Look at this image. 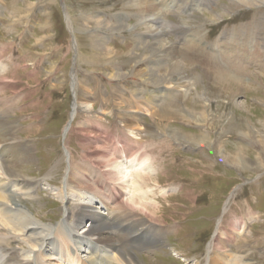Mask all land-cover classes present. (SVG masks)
Wrapping results in <instances>:
<instances>
[{"label": "rangeland", "instance_id": "rangeland-1", "mask_svg": "<svg viewBox=\"0 0 264 264\" xmlns=\"http://www.w3.org/2000/svg\"><path fill=\"white\" fill-rule=\"evenodd\" d=\"M147 4L160 11L164 39L182 68L167 52L160 54L169 59L161 73L180 71L172 75L186 85L178 94L162 82L146 86L134 72L150 55L136 45L138 36L164 44L147 33V12L141 10ZM0 8V100L12 103L7 117L35 151L37 164L28 173L40 190L25 200L32 213L47 224L64 219L56 192L69 163L85 174L98 155L114 152L103 143L100 126L107 132L108 124L107 135L120 138L122 125L124 130L133 121L130 102L141 88L143 99L159 107L157 116L137 118L145 126L149 174L131 170V184L140 188L136 202L159 210L154 217L163 225L156 226L167 230L154 254L135 251L141 261L206 264L219 228L217 246L234 240L228 248L235 256L264 264V0H0ZM117 16L130 27L106 28L118 23ZM171 130L191 141L210 140L201 147L181 144L167 135ZM133 194L131 188L124 200Z\"/></svg>", "mask_w": 264, "mask_h": 264}, {"label": "bare ground", "instance_id": "bare-ground-1", "mask_svg": "<svg viewBox=\"0 0 264 264\" xmlns=\"http://www.w3.org/2000/svg\"><path fill=\"white\" fill-rule=\"evenodd\" d=\"M139 1L141 0H137ZM149 9L155 10V13L148 15ZM141 10L147 12V33L164 44L160 47L155 43L144 41L145 37L138 36L134 40L136 45H141L140 49L144 47L150 55L143 61L142 67H139V70L135 68L134 72L146 79V86L155 87L158 82H162L165 89L178 94L179 89L186 85L181 80H174L172 75L180 71H177L175 67L169 68L166 74L160 71L165 60H169L160 55L166 52L182 69L176 56L173 57L171 54L174 47L164 39L162 15L153 4H147L146 9L141 7ZM121 17L123 18V16L116 17L118 22L116 24L106 23L104 20L105 27L108 29L112 27L111 30L114 31L129 28L130 26L127 23L124 24ZM101 21L99 18V24L103 23ZM99 42L101 46L108 48L104 38H101ZM73 78L75 84L76 78L74 76ZM3 85L0 82V86ZM2 89L0 88V93ZM138 89L133 95L136 100L132 104L130 102L134 112L130 114L133 121L125 123L124 130V124L122 125L120 138L115 140L107 135L110 129L108 124L107 132H104L103 125L100 126V131L96 130L103 134V143L107 145V148H115L114 152L107 149V152L97 154L99 162L94 163L93 167L91 165L83 168L85 174L74 172L69 163L64 185L56 192L58 199H61L64 205L62 214L64 219L58 224H47L32 213L25 204V200H29L40 190L39 182H35L36 178L34 179L29 175L30 172L28 173V167L36 166L37 159L34 148L23 143L25 140L18 134L19 126L7 117L12 103H4L7 99L0 100L4 103L0 106V264H144L141 256L135 251H147L149 254L156 252L155 246L158 241L165 240L167 230L163 226H156L163 225L154 217L160 213L159 210L147 208L142 201L136 202L134 195L140 192V188L138 185L133 187L131 184V170H143L147 173L149 171L145 169L149 160L145 158L146 150L142 148L141 137L145 126L137 118L145 113L149 116H157L156 109L159 103L156 100L149 102L147 98L143 99L141 90L145 89ZM154 94V92L151 93L153 99ZM76 106L74 114L78 111ZM87 106H91L90 101ZM194 121L199 122L196 118ZM124 131L128 133L130 140ZM167 135L175 142L199 147L208 144L210 140L208 136H201L191 141L179 130H171ZM99 137L98 140L101 141ZM121 141L122 145L125 144L124 146L120 145ZM128 161L130 163H127ZM134 162H139L138 167L135 165L137 169L132 165ZM131 188H134V194L130 200L125 201L126 192L129 193ZM96 200L99 203H96ZM141 212L146 215L145 219L141 217ZM71 216L75 217L74 223L69 222ZM86 220H89L91 224L88 229L83 226ZM239 229V234L244 235L243 227ZM218 234L219 228L208 247L209 256L206 264H246L249 257L244 259L237 254L235 256L232 248H228L232 242H235L234 240L232 242L226 240V243L223 240L218 246L216 245ZM228 237H230L229 234H227Z\"/></svg>", "mask_w": 264, "mask_h": 264}]
</instances>
